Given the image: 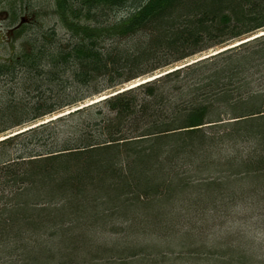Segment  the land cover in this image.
<instances>
[{
    "label": "trees",
    "instance_id": "1",
    "mask_svg": "<svg viewBox=\"0 0 264 264\" xmlns=\"http://www.w3.org/2000/svg\"><path fill=\"white\" fill-rule=\"evenodd\" d=\"M51 9L0 57V264H255L207 237L264 202V0Z\"/></svg>",
    "mask_w": 264,
    "mask_h": 264
},
{
    "label": "rangeland",
    "instance_id": "2",
    "mask_svg": "<svg viewBox=\"0 0 264 264\" xmlns=\"http://www.w3.org/2000/svg\"><path fill=\"white\" fill-rule=\"evenodd\" d=\"M19 1L20 3L0 4V29H1L0 57L7 56L9 51L11 50L9 46L11 45L10 42L12 41L13 37L11 38V40H9L10 38L6 39L4 37L6 33L5 28L7 27V25L11 26V24L13 23L18 25L20 22L18 20H20V18L22 17L25 18V16H28L31 14H33L36 27H37V24L39 23L41 26L44 27L43 29H45V28L50 27V25H53V23L55 22V19L52 17L53 15L49 14L50 11H52L51 9L52 0H19ZM25 9L28 12H26ZM3 11L10 12L12 16L11 19L6 20L7 21L6 23H4L5 20H3L4 15H5ZM23 12H26L27 15H24ZM30 22L32 21L30 20ZM263 34H264V31H258V33L252 34V36L248 38L251 39V38L259 37L260 35H263ZM245 40H248V39H245ZM241 42L242 41L234 42L233 45H230L227 47L237 46ZM20 44L21 43H17L16 49L18 48V46H20ZM226 48H221V49H218L212 52L208 51L206 53L195 54V56L186 59L184 61L183 66H175V67L176 68L184 67L185 65H189V64L195 63L196 61L206 59V57L216 54L217 51L219 50L222 51ZM177 65H179V63ZM167 71H170V70H167ZM162 72L163 71L154 72L153 75H151L150 77L142 76V78L132 80V82L122 85L121 88L119 89H124L125 87L127 88V86L131 85L132 83L134 84L141 83V82L143 83L144 78H152L153 76L155 77L162 76L164 75ZM137 80H141V81L135 83ZM102 95L104 94L102 93ZM97 97L98 96H94V97H91L90 99L83 101V105H80V106H85L86 104L90 105L88 103H90L91 99L93 100V99H96ZM65 112H68V111L65 110L63 112L51 114L48 117L44 118L43 119L44 121H39V123L41 122L45 123V122H48L49 120H55L57 119L58 116L66 114ZM18 129L20 128L14 129L13 133L9 135H14L15 134L14 132ZM261 196H263V194ZM234 210L235 211L230 214L231 216H229L228 219H220V216H217L216 224H221L224 220L226 221L224 222V224H222L220 229H217L216 231L214 230L213 232L210 233V235L207 237L209 238L208 241H211V242L215 241L219 243V245H221L222 248H225L226 244H231L234 247L238 246L240 248V245H241L240 239H243V241L245 240L246 242H248L247 245L244 244L246 245V252L243 253L244 256L251 257V259L254 260L253 262H255V264H264V202L260 206H254V205L246 206L245 205V207L242 209H237V210L234 209ZM223 243L225 244L223 245ZM173 256H176V255H173Z\"/></svg>",
    "mask_w": 264,
    "mask_h": 264
},
{
    "label": "flooded vegetation",
    "instance_id": "3",
    "mask_svg": "<svg viewBox=\"0 0 264 264\" xmlns=\"http://www.w3.org/2000/svg\"><path fill=\"white\" fill-rule=\"evenodd\" d=\"M10 3H20V1L19 0H10V1H5V0H0V4H10ZM24 10V9H23ZM25 11L26 12H28L26 9H25ZM4 12V19L3 20H5V22L4 23H6L7 21L6 20H9V19H11L12 18V16H11V13L10 12H6V11H3ZM26 12H23L24 13V15H27V13ZM31 18H33V14H31V15H28V16H25V18H20V20H18V21H20L19 22V24L18 25H16L15 23H13V24H11V26H8L7 25V27L5 28V35H4V37L7 39V38H10L9 40H11V38L13 37V35H14V31L17 29V28H19L20 26H22V24H25V23H27V22H30V20L33 22V21H35L34 20V18L33 19H31ZM0 32H1V29H0ZM2 35V34H1ZM6 41H8V40H6ZM6 41H5V43H6Z\"/></svg>",
    "mask_w": 264,
    "mask_h": 264
},
{
    "label": "bare ground",
    "instance_id": "4",
    "mask_svg": "<svg viewBox=\"0 0 264 264\" xmlns=\"http://www.w3.org/2000/svg\"><path fill=\"white\" fill-rule=\"evenodd\" d=\"M261 34V33H260ZM245 41H248V40H245ZM244 41V42H245ZM243 42V41H242ZM220 51V50H219ZM218 52V51H217ZM214 55V54H213ZM180 68H182V67H180ZM174 69H176V67H174ZM173 70V69H172ZM155 76H153L152 78H154ZM156 77H159V76H156ZM155 77V78H156ZM152 78H144L143 80H144V82H147V81H151V80H153ZM141 80H137L135 83H137V82H140ZM138 85L139 84H143L142 82L141 83H137ZM137 84H134V83H132L131 85H128L127 86V88L126 89H128V88H132V86H135V85H137ZM105 97H107V96H104V95H100V96H98L96 99H91V101H90V103H93V102H96V101H100L101 99H103V98H105ZM90 103H88V104H90ZM68 113V112H67ZM66 113V114H67ZM62 114V113H61ZM38 124H40V123H38ZM33 126H37V124L36 125H33ZM32 127V126H31ZM0 139H3L2 137H0Z\"/></svg>",
    "mask_w": 264,
    "mask_h": 264
}]
</instances>
